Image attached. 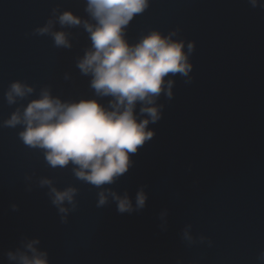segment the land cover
<instances>
[{"label": "water", "instance_id": "95a60500", "mask_svg": "<svg viewBox=\"0 0 264 264\" xmlns=\"http://www.w3.org/2000/svg\"><path fill=\"white\" fill-rule=\"evenodd\" d=\"M85 6L0 0V264H16L5 254L33 239L48 264H264V9L248 0H149L126 39L176 32L172 39H183L185 52L193 41L192 80L172 77L173 97L161 94L162 118L148 126L154 137L130 154L128 172L96 188L78 180L71 163L50 167L42 149L20 140L22 124H4L45 88L62 102L107 104L76 66L90 48L83 23L57 22L69 11L93 23ZM49 20L70 48L34 34ZM15 81L34 91L9 105L5 92ZM44 179L51 185L41 186ZM52 187L77 189L75 210L62 205L69 209L65 223L51 203ZM141 189L145 207L131 214L118 213L108 194L127 193L135 207ZM100 192L107 203L97 207Z\"/></svg>", "mask_w": 264, "mask_h": 264}, {"label": "clouds", "instance_id": "9594fccd", "mask_svg": "<svg viewBox=\"0 0 264 264\" xmlns=\"http://www.w3.org/2000/svg\"><path fill=\"white\" fill-rule=\"evenodd\" d=\"M251 7L264 9L261 0H248ZM84 11L93 23L82 21L78 16L65 11L57 17L61 27L80 26L88 34L90 48L77 62L84 76H91L90 88L96 97H109L107 104L97 99H80L77 102H62L50 91L42 89L39 97L27 103L20 113L13 112L4 124L14 128L23 125L20 140L30 148L44 151V158L52 168H65L70 163L74 176L96 188L113 184L128 172L132 162L130 154L150 141L155 132L149 124L162 118L164 105L157 104L163 94L173 97V76L180 74L190 83L189 73L193 65L189 57L194 51L193 41L173 40L176 32L162 35L150 31L137 42L129 43L126 29L133 18L142 14L149 6V0H85ZM56 9H53L55 15ZM53 21L34 30L35 35H51L56 47L70 48L63 31H52ZM171 74V75H169ZM168 79H165V78ZM34 89L19 81L12 82L5 92L6 102L11 105L16 98L23 99ZM139 109L137 112V106ZM44 179L41 186L51 185ZM107 191V190H106ZM51 203L57 207L61 222H66L69 209L62 205L65 201L75 210L74 196L77 189L67 187L58 191L50 189ZM116 203L120 214L139 211L145 207L146 194L141 189L135 196V207L127 193L123 197L108 191ZM107 198L99 193L97 207L104 206ZM16 211V205H12ZM33 239L24 245V250L5 255L16 264H48L47 253L38 252ZM264 258V253H261Z\"/></svg>", "mask_w": 264, "mask_h": 264}]
</instances>
